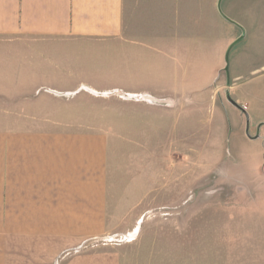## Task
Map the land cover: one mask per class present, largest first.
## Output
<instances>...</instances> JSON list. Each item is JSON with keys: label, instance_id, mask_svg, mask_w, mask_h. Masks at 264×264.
<instances>
[{"label": "crops", "instance_id": "0c3cea01", "mask_svg": "<svg viewBox=\"0 0 264 264\" xmlns=\"http://www.w3.org/2000/svg\"><path fill=\"white\" fill-rule=\"evenodd\" d=\"M179 1L169 2L179 9ZM151 2L0 0V264H100V253L79 254V244L111 228L107 191L116 121L136 116L127 113L132 107L139 119L164 115L166 108L188 122L195 79L227 72V53L212 65L196 49L184 58L177 50L165 54L163 38L149 30L131 33L138 22L130 11L142 14ZM195 2L205 17L221 0L214 7L211 0ZM162 9L153 13L158 24ZM202 26L205 41V20ZM236 26L231 45L243 36ZM180 89L191 100L182 107L172 98L165 106L92 105L109 90L156 97ZM230 92L229 86L223 91L226 100L246 118L247 104Z\"/></svg>", "mask_w": 264, "mask_h": 264}, {"label": "rangeland", "instance_id": "374dc122", "mask_svg": "<svg viewBox=\"0 0 264 264\" xmlns=\"http://www.w3.org/2000/svg\"><path fill=\"white\" fill-rule=\"evenodd\" d=\"M150 1L142 14L130 11L138 22L131 33L149 30L163 38L165 54L177 50L184 58L196 49L212 65L226 61L227 53L225 81L217 73L195 79L188 122L166 108L164 115L139 119L132 107L127 113L136 116L116 121L107 191L111 228L82 241L79 254L100 253V264H264V0H221V13L213 8L205 17L195 0H180L179 9L170 0ZM160 9L158 24L153 13ZM234 24L243 36L231 45ZM228 86L247 104L246 118L226 100ZM181 90L156 97L109 90L94 95L99 102L92 105L165 106L172 98L182 107L191 100Z\"/></svg>", "mask_w": 264, "mask_h": 264}, {"label": "water", "instance_id": "95a60500", "mask_svg": "<svg viewBox=\"0 0 264 264\" xmlns=\"http://www.w3.org/2000/svg\"><path fill=\"white\" fill-rule=\"evenodd\" d=\"M224 17H225V16H224ZM225 18H226V17H225ZM226 19H227V18H226ZM228 99L230 100V102H231L233 105L239 107V105H238L235 101H233L231 98L228 97ZM246 117H247V114H246Z\"/></svg>", "mask_w": 264, "mask_h": 264}, {"label": "built area", "instance_id": "2783aa9c", "mask_svg": "<svg viewBox=\"0 0 264 264\" xmlns=\"http://www.w3.org/2000/svg\"><path fill=\"white\" fill-rule=\"evenodd\" d=\"M77 250V249H76Z\"/></svg>", "mask_w": 264, "mask_h": 264}]
</instances>
